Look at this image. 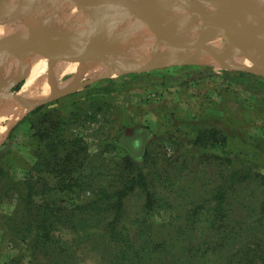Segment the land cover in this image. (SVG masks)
Returning a JSON list of instances; mask_svg holds the SVG:
<instances>
[{
	"label": "rangeland",
	"instance_id": "374dc122",
	"mask_svg": "<svg viewBox=\"0 0 264 264\" xmlns=\"http://www.w3.org/2000/svg\"><path fill=\"white\" fill-rule=\"evenodd\" d=\"M58 13L59 9L52 11L45 21ZM84 15L88 18V14ZM13 22L22 23L13 29L16 34L29 35V21L0 17V24ZM131 23L134 22L115 24L96 35L95 48L103 49L105 37H114L116 27ZM79 27L71 33L40 36L37 40L75 39ZM136 40L120 52L123 58L103 51L119 64L126 60V64H137L133 60L141 56L143 42ZM156 44L166 50L158 57L152 56L155 61L171 56V48L157 39ZM85 46L69 47L63 52L80 53ZM131 52L132 59L126 58ZM183 56L177 58V63L151 70L87 80L73 93L30 108L12 126L9 119L0 122V130L7 131L10 126L0 143V168H4L0 173V264H60L64 256L58 246L70 249L75 264H116L114 242L106 244L101 237L105 226L99 225L95 215L78 208L93 202L100 204L103 191L123 187L130 173L125 163L128 157L136 172L145 175L153 204H159L144 218L150 231H159L166 243L179 238L171 250L175 261L166 252H153L148 264H191L198 261L194 260L204 249L214 253L212 260L223 263L237 253L242 256L253 250L257 256L264 251V75L225 67L211 56L215 62L194 63L182 60ZM25 81L24 77L17 79L5 93L13 96ZM6 94L0 97L6 100ZM50 104L66 120L61 132L76 134L86 145L81 156L84 167L70 178L72 182L67 179L65 184L53 173H31L36 156L31 113ZM200 133L205 138L198 144ZM39 179L42 183L36 182ZM29 181L39 193L29 189ZM125 204L124 237L140 242L137 224L142 221L147 196L138 188ZM216 204H226L225 217L212 226V208ZM57 214L63 216L62 222L50 228L55 236L58 234L54 237L57 246L50 250L49 244L36 250L33 238L44 231V221L56 220ZM79 232L85 238H79ZM177 232L182 233L181 237L176 236ZM221 237V247L207 241ZM81 241L85 249L79 246ZM94 245L97 246L93 248Z\"/></svg>",
	"mask_w": 264,
	"mask_h": 264
},
{
	"label": "water",
	"instance_id": "95a60500",
	"mask_svg": "<svg viewBox=\"0 0 264 264\" xmlns=\"http://www.w3.org/2000/svg\"><path fill=\"white\" fill-rule=\"evenodd\" d=\"M71 8L89 16L87 22L77 29L75 39L37 40L28 34H13L0 40V56L5 54L22 59L41 54L50 60L69 59L74 63L96 60L117 67L119 76L173 64L180 55H184L182 59L185 60L188 54L204 52L225 67L264 75V0H1L0 17L28 22L41 14L33 21L43 31L45 25L54 24ZM57 9L60 13L45 21L49 13ZM169 15L175 16L172 22L165 20ZM183 20L202 24L195 35L181 36L177 29ZM124 22L140 23L158 42L172 49L171 56L158 61L153 57L150 59L153 63L142 67L137 63L121 68L119 61L108 57L103 49L95 48L94 38L108 27ZM216 41H221L233 56L251 62V66L229 64L222 51L211 46ZM83 45L86 47L80 53L63 52L66 48Z\"/></svg>",
	"mask_w": 264,
	"mask_h": 264
},
{
	"label": "trees",
	"instance_id": "16d2710c",
	"mask_svg": "<svg viewBox=\"0 0 264 264\" xmlns=\"http://www.w3.org/2000/svg\"><path fill=\"white\" fill-rule=\"evenodd\" d=\"M54 106V104L43 105L31 113L33 116L31 120V126L34 133L36 148L34 151L36 155L35 165L31 169V173H38L42 175L53 173L54 175L56 174L62 184H65L67 179L68 181H71L70 178L74 177L76 172L78 173L80 167H84V162H82L81 156L84 152H86V145L82 138L76 134L70 133L67 135L61 132V128L63 129V126H65L66 120L63 117L61 111L55 110ZM211 137L214 138L215 134H211ZM204 138V134L200 133L197 135L196 141L198 144H200V140ZM111 147L115 146L112 145ZM125 163L130 173L124 181L123 187L121 189L115 191L105 190L101 193L104 199L100 202V204L93 202V204H88L87 206L80 207L78 209L83 211V213L88 212L92 216L95 215L93 218L97 217L99 219V225L105 226L101 237L106 241V244L108 241L114 242V260L116 264H148V261L151 257L149 255L153 252H158L160 254L166 252V254L171 257L169 259L171 261H175V254L171 250H173L174 246H176L174 243L179 241V238L176 240L172 239L166 243V240L161 237L162 235L159 234V231H157L156 234L150 231L151 228L148 225V222H145L147 220L144 218H147V215L154 211V208H156V206L159 204H153V195L148 190V182L143 172H136L134 163L130 157L126 158ZM2 172H4V168H0V173ZM31 178L37 179L34 176ZM36 182L42 183L40 179ZM28 184L30 187L29 189L35 192V194L39 193V189L30 183V181ZM75 185H77V181ZM138 188L145 192L147 196V204L143 205L142 221H139V224H137V228H140L138 229V231H140V242H133L130 237H128L129 239L126 238V236L124 237L127 226L125 225L123 227V223L126 221V198ZM225 206L226 204H216V206L212 208V226H216L217 223L223 221L225 217ZM47 216L50 217V214L47 213ZM62 218V215L57 214L55 216L56 220L53 219L52 222L50 221V223L48 220L44 221V231L36 234L32 241V244L36 250H41L43 247L46 248L49 246V244L51 245L50 250L57 246V241L54 239V237H56L58 234L55 236V234L50 232V228L58 223H61L62 220L60 221V219ZM175 234L177 237H181L182 235V233L179 232ZM86 235L90 236V238L93 236L88 233ZM78 237L85 238V236L81 235V232L78 233ZM207 241L211 245H217L218 247H221L224 238L221 237L216 241ZM98 244L99 243H97V245ZM97 245L92 247L94 248ZM79 246L82 249H85L84 242L81 241ZM181 247L182 246H179V248L182 250ZM57 250L61 252V256H64V259L61 258V261H59L60 264H75L70 249L64 246H58ZM249 251H245L244 255L242 256L237 253L233 259L223 263L217 261V259H215L216 262L212 260L211 258L214 256V253L212 254L208 249H206V251L204 249V251H201L199 256L194 260L198 261L190 263L264 264V251L261 250L260 254L257 256H255L253 250ZM168 256H165V258H168ZM53 264H58V262ZM169 264H176V262L174 263L169 261Z\"/></svg>",
	"mask_w": 264,
	"mask_h": 264
},
{
	"label": "bare ground",
	"instance_id": "6f19581e",
	"mask_svg": "<svg viewBox=\"0 0 264 264\" xmlns=\"http://www.w3.org/2000/svg\"><path fill=\"white\" fill-rule=\"evenodd\" d=\"M208 11L212 12L211 9H207V12ZM174 17L175 16L173 15H169L165 20L172 22ZM87 20L88 18L86 15L82 14L75 8H71L68 13L64 14L61 19L54 22V24L45 25L42 28L44 29L43 31L38 28L39 26H37L34 21L28 22L29 24L27 25L26 30H28L29 35L38 39L40 36L50 37L51 35L60 32L71 33L74 31V28L84 25ZM191 21L192 22H185L183 20V24H181L182 26H178L179 28L177 30L181 36H193L201 27V22L194 20ZM18 25H22V23H1L0 40L16 34L13 29H15ZM139 28H142L143 31H139ZM116 29L118 31L114 37H105L104 40H102L103 50L112 56L123 58L119 55L120 52L126 51L127 47L132 46V43H134L133 40L135 39L143 42V44H140L142 45L141 56L137 57L136 60H133V62L138 64H144L153 58L152 56L158 57L164 50H166L164 46H158V44H156L155 36L138 22L122 26L119 25L114 30ZM211 46L222 51L229 64L233 66H251V62L245 58L233 56L231 51L226 46L222 45L221 41L211 43ZM85 47L83 48L85 49ZM116 47L119 48V50L117 49L118 51L114 50ZM133 55L134 53L131 52L130 56L128 55L126 58L132 59ZM203 58L206 61H200L201 59L204 60ZM126 61L121 63H124V65L120 64L122 68H129V66L133 65L132 62L126 64ZM185 61L194 63L215 62L210 56L202 52H193L190 55L188 54ZM117 73H119V71L117 70V67L113 65L107 66L92 61L79 63L54 61L42 55H31L18 59L16 57L3 54L0 56V75L6 74V77L0 78V96H2L3 93L6 94L5 92L9 90L10 84L17 79L24 77L26 81L23 88L20 89V93L17 92L10 97L6 94V100H3L2 97H0V122L4 119H9L10 126H12L18 118L28 113L32 106L73 93L77 91L87 80L93 81L98 78L115 77L117 76ZM10 77L13 78L10 79ZM8 78L10 80L3 82V80H7ZM63 78L67 79L60 81V79L62 80ZM10 126L8 130L10 129ZM8 130H0V143L3 141L6 132L8 133Z\"/></svg>",
	"mask_w": 264,
	"mask_h": 264
}]
</instances>
